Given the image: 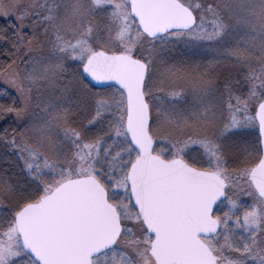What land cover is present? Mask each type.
I'll use <instances>...</instances> for the list:
<instances>
[{
    "label": "snow or ice",
    "instance_id": "snow-or-ice-1",
    "mask_svg": "<svg viewBox=\"0 0 264 264\" xmlns=\"http://www.w3.org/2000/svg\"><path fill=\"white\" fill-rule=\"evenodd\" d=\"M0 21V264H264V0Z\"/></svg>",
    "mask_w": 264,
    "mask_h": 264
},
{
    "label": "rangeland",
    "instance_id": "rangeland-1",
    "mask_svg": "<svg viewBox=\"0 0 264 264\" xmlns=\"http://www.w3.org/2000/svg\"><path fill=\"white\" fill-rule=\"evenodd\" d=\"M0 23H2V21H0Z\"/></svg>",
    "mask_w": 264,
    "mask_h": 264
}]
</instances>
